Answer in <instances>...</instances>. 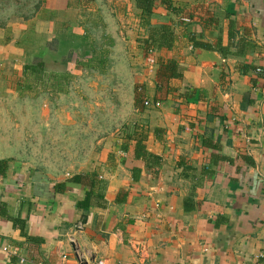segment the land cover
<instances>
[{"label":"crops","instance_id":"0c3cea01","mask_svg":"<svg viewBox=\"0 0 264 264\" xmlns=\"http://www.w3.org/2000/svg\"><path fill=\"white\" fill-rule=\"evenodd\" d=\"M173 7L157 1L150 19L172 25L173 48L147 56L136 0H46L0 29V264H264V0ZM37 57L52 79L25 76ZM170 60L184 78L162 83ZM140 134L157 165L136 159ZM50 145L48 165L92 153L50 170L29 153Z\"/></svg>","mask_w":264,"mask_h":264},{"label":"trees","instance_id":"16d2710c","mask_svg":"<svg viewBox=\"0 0 264 264\" xmlns=\"http://www.w3.org/2000/svg\"><path fill=\"white\" fill-rule=\"evenodd\" d=\"M13 0H0V12L3 10L4 12L7 10L6 7L11 6V2ZM22 0H14L15 14H12V16L8 17H0V29H7L8 26L12 23L21 21V22H27L32 19H34L38 13L42 10L46 0H24V2H21ZM138 8L142 10V20L144 21V28L147 32V37L142 39L140 44H142L144 51L146 52V56L150 52L159 51L162 49H168L171 50L173 48V45L176 40V35L173 30L172 25L164 23L161 25L153 26L150 23V19L153 17V8L157 1L163 6H165L170 12L172 13H178L177 10L173 7V0H136ZM33 4V7L31 8V5ZM18 18L15 21H12L13 18ZM21 18V19H19ZM49 47H53V45H49ZM48 47V49H49ZM73 55L66 53L63 54V61L68 62V60L72 59ZM46 63L43 59L37 57L32 62L27 64L24 69V74L26 77H31L37 81V79L42 78H53L52 75L48 76L46 74ZM158 78L160 81L163 82H170L172 80H183L184 74L182 68L179 66L177 61L170 60L166 63L162 64L160 67V71L158 74ZM198 91L197 90H191L187 89L185 93H183L184 98L186 100H193L196 98ZM139 99V95L137 96ZM137 102V101H136ZM132 136V135H131ZM131 136L129 137L130 140ZM147 137L143 134H140L138 139L136 140V153L135 157L138 160H142L147 163L148 167L149 164L157 165L160 161V158H158L155 155L150 154L146 147L144 146V142L146 141ZM206 146H209L208 143H205ZM155 163V164H154ZM9 163L7 161H0V177L4 178L7 171H8ZM141 172L138 169L133 170L134 180H139ZM95 177L97 178L96 174L92 175V180H90V187L94 188L96 185ZM83 176H76L72 181L76 184H83L85 183V180H83ZM65 187H60V190H63ZM106 189V185L101 184L100 186V194L99 197L102 200L104 198V191ZM59 190V189H58ZM91 197V196H90ZM91 198L86 199V204L82 203L80 206L86 207L89 203ZM126 194L124 195V198L121 200H117L118 204H121V202L125 201Z\"/></svg>","mask_w":264,"mask_h":264},{"label":"rangeland","instance_id":"374dc122","mask_svg":"<svg viewBox=\"0 0 264 264\" xmlns=\"http://www.w3.org/2000/svg\"><path fill=\"white\" fill-rule=\"evenodd\" d=\"M21 2L23 3L24 0H22ZM11 3H12L11 6L6 7L7 10L5 12L3 10L0 12V17H8V16H12V14H15L14 12L17 11V9H15V6H13L14 5L13 4L14 0ZM32 7H33V4L31 5V8ZM16 19H18V18L15 17V18H13L12 21H15ZM19 19H21V18H19ZM49 49H53V47H51V48L49 47ZM50 51H52V50H50ZM45 59H48V64H49L48 67H50V71L49 72H52V67L57 63L58 60L55 61V57H53L52 54L46 55ZM60 62H62V61L60 60ZM46 93H47V91H46ZM37 99H38V97H35V96H34L33 99L30 98V103H29L30 112L33 111L36 108L38 101H40V100L37 101ZM31 119H35V118L32 117ZM33 124H35V129L37 128L36 124L38 125L39 129L41 128V126L39 125L37 120L33 121ZM29 125H31L30 122H29ZM35 129L32 130L30 128V132H29V139L33 143H39L41 141L49 142V141L53 140V135H52L51 132L47 133V134L46 133L40 134V132L38 130H35ZM58 152L60 153V159L62 160L61 163H60L61 165H59V166H57V165H48V161H49L48 158L52 159L53 156L57 154V152L54 149H52L51 145L49 146V149H43V150L31 149V150H29V153H30L31 157L36 155V156H38V157H40L42 159H45V160L48 159L46 161V163H45L44 168H47V169H50V170H55V169H59V168L61 169V168H64V167L66 169V168H68V165H67L66 162H69L68 161L69 157H76V158L82 157V158H85L86 156H90V154L92 153V151L84 150V149H74V150L73 149H71V150H66V149L63 150L62 149V150H60ZM43 162H44V160H43Z\"/></svg>","mask_w":264,"mask_h":264},{"label":"built area","instance_id":"2783aa9c","mask_svg":"<svg viewBox=\"0 0 264 264\" xmlns=\"http://www.w3.org/2000/svg\"><path fill=\"white\" fill-rule=\"evenodd\" d=\"M145 106L146 107H152V106H154L156 108H160L162 105H161L160 102H156V103L152 104L149 101H146ZM2 251L3 252H6V253H10L8 247H6L5 245H3L2 240L0 238V252H2Z\"/></svg>","mask_w":264,"mask_h":264},{"label":"water","instance_id":"95a60500","mask_svg":"<svg viewBox=\"0 0 264 264\" xmlns=\"http://www.w3.org/2000/svg\"><path fill=\"white\" fill-rule=\"evenodd\" d=\"M76 250V248H74Z\"/></svg>","mask_w":264,"mask_h":264}]
</instances>
